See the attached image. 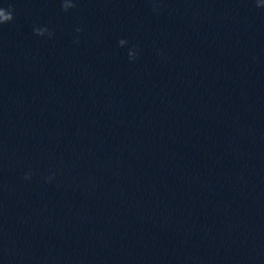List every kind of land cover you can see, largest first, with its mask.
<instances>
[{"label":"water","instance_id":"1","mask_svg":"<svg viewBox=\"0 0 264 264\" xmlns=\"http://www.w3.org/2000/svg\"><path fill=\"white\" fill-rule=\"evenodd\" d=\"M0 8V264H264V0Z\"/></svg>","mask_w":264,"mask_h":264},{"label":"clouds","instance_id":"2","mask_svg":"<svg viewBox=\"0 0 264 264\" xmlns=\"http://www.w3.org/2000/svg\"><path fill=\"white\" fill-rule=\"evenodd\" d=\"M13 19L12 11L0 8V24L10 22ZM27 178V177H26Z\"/></svg>","mask_w":264,"mask_h":264}]
</instances>
